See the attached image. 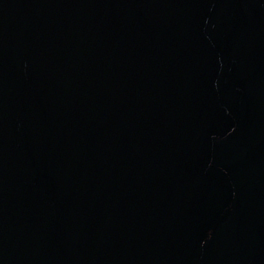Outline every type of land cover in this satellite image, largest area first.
Masks as SVG:
<instances>
[{"label":"water","instance_id":"1","mask_svg":"<svg viewBox=\"0 0 264 264\" xmlns=\"http://www.w3.org/2000/svg\"><path fill=\"white\" fill-rule=\"evenodd\" d=\"M40 0H0V195L19 89Z\"/></svg>","mask_w":264,"mask_h":264}]
</instances>
